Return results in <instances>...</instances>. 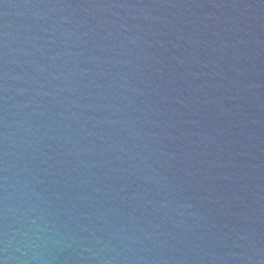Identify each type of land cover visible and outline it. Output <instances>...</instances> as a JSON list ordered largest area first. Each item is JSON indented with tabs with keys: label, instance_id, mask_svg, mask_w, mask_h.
I'll list each match as a JSON object with an SVG mask.
<instances>
[{
	"label": "water",
	"instance_id": "water-1",
	"mask_svg": "<svg viewBox=\"0 0 264 264\" xmlns=\"http://www.w3.org/2000/svg\"><path fill=\"white\" fill-rule=\"evenodd\" d=\"M0 264H264V0H0Z\"/></svg>",
	"mask_w": 264,
	"mask_h": 264
}]
</instances>
